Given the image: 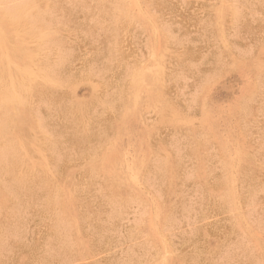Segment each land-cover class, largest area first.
<instances>
[{
	"label": "rangeland",
	"instance_id": "374dc122",
	"mask_svg": "<svg viewBox=\"0 0 264 264\" xmlns=\"http://www.w3.org/2000/svg\"><path fill=\"white\" fill-rule=\"evenodd\" d=\"M39 1L0 0V14H4L3 12L10 13V15L14 14L11 17L4 14L5 17L7 15L6 19L10 18L7 20L13 22V27H9L11 25V23L8 25L9 21L1 20V18H5L4 16L1 15L2 17H0V36L3 35L0 39L2 41L6 38L9 39L5 43L0 40V54L3 56L0 57V61L4 59L3 62H0V69L3 68L0 73V94H3L0 99V108L5 107V109L0 110L1 113L3 111L6 114L5 116V114L0 113L2 115H0V133H2L0 136L4 135L2 138L0 137L3 139V143L0 139V187L2 186L0 188V252L3 255L0 256V264H264V0H80L81 3L79 0ZM44 1L47 3L46 5ZM123 2L129 3L126 4L127 7ZM5 3L9 6H6ZM40 4L44 5L41 6ZM59 4L61 5L59 6ZM127 8L132 14L128 13ZM58 10H60V14L62 13L61 15L58 14ZM17 12L22 16L19 17L20 14L17 15ZM135 16L141 18L135 19ZM13 19L15 23L18 19L20 21L18 20V24H15ZM22 21L23 24H21ZM23 25L24 28H21ZM14 27H16V31ZM21 29L23 32L20 31ZM157 29L158 31L162 30L159 31L161 34ZM14 31L19 36L16 33L12 34ZM28 31H32V34ZM5 32L7 34L10 32V37ZM51 34H56L55 39L52 35L54 40L51 39ZM37 35L41 38L36 37ZM23 36L24 39L26 37V40L30 36V40L35 41L28 40L29 43H27L25 40L24 43ZM165 36L167 37L165 38ZM16 40L22 42L17 43ZM10 45L11 47L12 45L16 46L14 49L12 48L13 51L8 49ZM28 45H31L32 50L37 49L38 51L30 50ZM24 46L29 48L25 49ZM34 47L36 48L34 49ZM17 48L18 50H16ZM159 50L161 54L163 52L164 57L161 56ZM26 58H29L28 61ZM30 60L31 62H29ZM4 61L9 62L6 68ZM22 61L25 63L24 66ZM37 63L38 65H36ZM151 63L154 67L157 66V69ZM50 64L52 65L50 66ZM11 65L17 66V69L15 70ZM26 66L31 67L27 68ZM20 67L24 70L27 69L28 72L23 69L21 71ZM11 69L14 72L12 70V75L9 76ZM142 69L145 70V73ZM153 70H158V72ZM29 71L33 73H29ZM137 71L142 72L141 75ZM152 71L158 73V76L155 73L154 76ZM24 72L26 73L25 76ZM36 72L38 73L35 74ZM3 74L8 78H4ZM40 76L43 80L39 78ZM133 76H136L137 80L139 79L136 86V77ZM144 76H150V78L145 80ZM3 78L6 81H1ZM36 79L40 83H37ZM149 79L154 83H150ZM22 80L23 83H21ZM45 81H47L46 84H44ZM53 84L57 85L54 86ZM14 86L18 88V92ZM41 86L45 88H41ZM47 86L50 88H46ZM56 87L57 89H55ZM65 87L66 89H64ZM126 87H129V90ZM10 88L12 90H9ZM37 89L39 90L37 91ZM139 90H142L140 91L141 94ZM11 91L16 92L17 101L15 98H11ZM67 92L69 93L67 94ZM157 92L162 94L159 95ZM142 93H145L146 97ZM2 99L10 101L11 104L3 102ZM133 100L137 101V104ZM99 101L103 105L99 104ZM165 101L167 103H164ZM12 106L13 108H11ZM148 107L149 109L146 110ZM156 107L165 109L162 110L164 114L160 109L158 111L162 112L161 115L155 113ZM19 109L23 111L21 112L23 116L28 113L26 119L23 120L22 117L23 121L20 124L29 125L28 128L18 125L19 118L16 114H20L18 113L20 112ZM15 110L17 113L14 112ZM200 111L204 112L205 115ZM80 113L83 118L79 115ZM21 114L20 116H22ZM31 114L35 118L30 116ZM123 114L124 116H122ZM10 116H13L14 120L17 119L15 120L17 125ZM27 120L29 121L28 124ZM36 120L38 124L33 122ZM120 121L122 123H119ZM30 125H34V129ZM127 125L128 127H126ZM168 126L169 128H167ZM6 127L8 131L1 130L2 128L6 129ZM35 127L40 128L39 131ZM15 130L20 132L16 131L18 134H14ZM11 131V134H7ZM21 131L23 135L25 133L23 138L22 134L21 137L19 136ZM41 133L45 134L46 137L42 136ZM125 133L127 134L124 135ZM186 135L190 139H187ZM5 137L11 140L8 139V142ZM21 138H25L26 142L30 139L28 142L30 146ZM11 141L12 143H10ZM13 141L17 142L18 145ZM19 142H22L20 146ZM11 150L13 152H10ZM27 150L31 151V155H29L30 151ZM6 151L8 155L10 154L9 156L4 154ZM19 151L22 159L18 155ZM189 151H193V156ZM28 156L33 157L32 160ZM95 156L99 158V161ZM94 158L97 162L93 164ZM170 158L173 161L175 159V161L173 162ZM116 160L118 162H116L117 166L115 167L114 161ZM66 161H70L69 164ZM89 161L92 162L93 167ZM111 161L114 162V165ZM122 161L123 163H121ZM106 163L108 165H105ZM138 163V166L140 163L142 165L138 167ZM19 164H22L21 167ZM40 165L42 167H39ZM10 166L12 167L10 168ZM77 166L82 168L79 167L78 169ZM90 167L91 171L87 170ZM115 168H119L120 170H117L121 172L118 173ZM43 170H46V174ZM106 171L110 173L108 174ZM168 173L171 176H168ZM14 176H17L18 179ZM108 176L109 179L107 180ZM9 177H13V180ZM190 177L193 179L191 180ZM48 180L49 182L52 180V183L50 182V184ZM116 180L118 184H113L117 183ZM17 182L19 183L17 184ZM167 182H170L172 186L167 185ZM50 185L53 186L50 187ZM62 185L67 186L63 188L65 192L62 190ZM222 186L224 187L221 188ZM72 190L73 192H71ZM169 192L174 196L171 197ZM68 193L72 196L70 199ZM119 193L120 195H118ZM231 194L235 195L236 198ZM2 195L5 197L3 198ZM73 197L78 202H75ZM68 201L71 203L68 204ZM63 203L64 208L60 209L57 204ZM1 207L5 208L4 213ZM70 215L72 220L69 219ZM52 222L55 227L49 226L52 225ZM124 228L127 229L124 230ZM54 232L58 234L55 235ZM41 252L45 253L42 254Z\"/></svg>",
	"mask_w": 264,
	"mask_h": 264
},
{
	"label": "bare ground",
	"instance_id": "6f19581e",
	"mask_svg": "<svg viewBox=\"0 0 264 264\" xmlns=\"http://www.w3.org/2000/svg\"><path fill=\"white\" fill-rule=\"evenodd\" d=\"M3 1H4V0H3ZM15 1L17 2V0H15ZM20 1H23V0H20ZM28 1H29V0H28ZM37 1H38V0H37ZM40 1H42V0H40ZM40 1H39V2H40ZM47 1H48V0H47ZM73 1H74V0H73ZM73 1H72V2H73ZM79 1H80V0H79ZM79 1H78V2H79ZM127 1H128V0H127ZM134 1H135V0H134ZM33 2H34V1H33ZM33 2H32V3H33ZM44 2H45V1H44ZM89 2H90V1H89ZM129 2H130V1H129ZM199 2H200V1H199ZM199 2H198V3H199ZM205 2H206V1H205ZM7 3L10 4V2H7ZM18 3H19V2H18ZM23 3H24V2H23ZM80 3H81V1H80ZM80 3H79V5H80ZM123 3H125V5H126V4H129V3H127V2H123ZM200 3H201V2H200ZM0 4H1V2H0ZM5 4H6V3H5ZM9 4H6V6H9ZM11 4H12V2H11ZM25 4H26V3H25ZM28 4H29V3H28ZM38 4H39V3H38ZM46 4H47V3L45 2V5H46ZM63 4H64V3H63ZM76 4H77V3H76ZM131 4H132V3H131ZM131 4H130V5H131ZM133 4H134V3H133ZM13 5H14V2H13ZM40 5H41V4H40ZM43 5H44V4H42L41 6H43ZM60 5H61V4H59V6H60ZM93 5H94V4H93ZM10 6H11V5H10ZM15 6H16V4H15ZM24 6H25V5H23V7H24ZM31 6H32V4H31ZM33 6H34V5H33ZM55 6H56V5H55ZM121 6H122V5H121ZM204 6H205V5H204ZM208 6H209V4H208ZM13 7H14V6H13ZM17 7H18V6H17ZM20 7H21V6H20ZM25 7H26V6H25ZM45 7H46V6H45ZM126 7H127V5H126ZM190 7H191V6H190ZM1 8H2V6H1ZM6 8H7V7H6ZM14 8H15V7H14ZM40 8H41V7H40ZM59 8H60V7H59ZM128 8H129V7H128ZM128 8H127V11L129 10ZM199 8H200V7H199ZM205 8H207V7H205ZM18 9H20V8L18 7ZM18 9H17V10L15 9V10L18 11ZM28 9H29V8H28ZM42 9H43V8H42ZM57 9H58V8H57ZM125 9H126V8H125ZM130 9H131V8H130ZM4 10H5V9H4ZM4 10H3V11H4ZM6 10H7V9H6ZM9 10H10V9H9ZM12 10H13V9H12ZM15 10H14V12H15ZM22 10H23V9H22ZM22 10H21V11H22ZM24 10H25V9H24ZM195 10H196V9H195ZM195 10H194V11H195ZM202 10H203V9H202ZM59 11H60V10H58V12H59ZM111 11H113V10L111 9ZM127 11H126V12H127ZM129 11H130V10H129ZM129 11H128V13L130 14L131 12H129ZM0 12H1V11H0ZM8 12H9V11H8ZM10 12H11V10H10ZM22 12H23V11H22ZM24 12H25V11H24ZM42 12H43V11H42ZM205 12H206V10H205ZM215 12H216V11H215ZM219 12H220V11H219ZM3 13H4V14H8V13H6V12H3ZM12 13H13V12H12ZM17 13H18V12H17ZM17 13H16V14H17ZM70 13H71V12H70ZM91 13H92V12H91ZM192 13H193V12H192ZM196 13H197V12H196ZM221 13H223V12H221ZM4 14H0V17H2V16L5 17ZM19 14H20V13H18L17 15H19ZM25 14H26V13H25ZM27 14H28V13H27ZM34 14H35V13H34ZM34 14H32V15H34ZM58 14H60V12H59ZM61 14H62V13H61ZM61 14H60V15H61ZM97 14H98V13H97ZM106 14H107V12H106ZM115 14H117V13H115ZM118 14H119V13H118ZM125 14H127V13H125ZM131 14H132V13H131ZM136 14H137V13H136ZM206 14H207V13H206ZM218 14H219V13H218ZM1 15H2V16H1ZM8 15H10V13H9ZM12 15H14V14H11L10 17H11ZM28 15H29V14H28ZM28 15H27V16H28ZM81 15H82V14H81ZM81 15H80V16H81ZM195 15H196V14H195ZM195 15H194V17H195ZM197 15H198V14H197ZM200 15H201V14H200ZM220 15H221V14H220ZM220 15H219V16H220ZM20 16H22V15L20 14L19 17H20ZM27 16H26V17H27ZM36 16H38V15H36ZM36 16H34V17H36ZM42 16H44V15H42ZM91 16H92V15H91ZM103 16H104V15H103ZM127 16H128V15H127ZM210 16H211V15H210ZM6 17H7V15H6ZM6 17H5V18H1V20L5 19L6 21H9V22H8V25H9V23H11V20H7V19H10V18H7V19H6ZM8 17H9V16H8ZM24 17H25V16H24ZM28 17H29V16H28ZM82 17H83V16H82ZM98 17H100V16H98ZM133 17H134V15H133ZM135 17H136L135 19H137V18H141V17H137V16H135ZM203 17H204V16H203ZM12 18H13V17H12ZM12 18H11V19H12ZM32 18H33V17H32ZM39 18H41L40 15H39ZM118 18H120V17H118ZM19 19H20V18H19ZM19 19H18V20H19ZM36 19H38V17H36ZM81 19H83V18H81ZM87 19H88V18H87ZM96 19H97V18H96ZM212 19H213V18H212ZM18 20H16V21H17V22H16L17 24H18ZM42 20H43V19H42ZM45 20H46V19H45ZM115 20H116V18H115ZM138 20H139V19H138ZM210 20H211V19H210ZM210 20H209V21H210ZM3 21H4V20H3ZM13 21H14V23H15V20H14V19H13ZM19 21H20V20H19ZM29 21H31V20H29ZM33 21H34V20H33ZM223 21H224V20H223ZM4 22H5V21H4ZM82 22H83V21H82ZM1 23H2V21H1ZM12 23H13V22H12ZM12 23H11V25H9V27L12 26ZM16 23H15V24H16ZM88 23H90V22H88ZM2 24H3V23H2ZM6 24H7V23H6ZM6 24H5V25H6ZM21 24H23V21L21 22ZM86 24H87V23H86ZM8 25H7V27H8ZM13 25H14V24H13ZM19 25H20V22H19ZM25 25H26V24H25ZM27 26H28V24H27ZM215 26H216V25H215ZM3 27L5 28L4 25H3ZM12 27H13V26H12ZM12 27H11V28H12ZM16 27H17V26H16ZM16 27H14L15 31H16ZM63 27H64V26H63ZM145 27H146V26H145ZM21 28H24V25H23V27L21 26ZM26 28H27V27H26ZM30 28H31V27H30ZM30 28H28V29H30ZM143 28H144V27H143ZM149 28H150V27H149ZM155 28H156V27H155ZM195 28H196V27H195ZM220 28H221V26H220ZM220 28H219V29H220ZM2 29H3V28H2ZM19 29H20V28H19ZM33 29H34V28H33ZM33 29H31V30H33ZM55 29H56V28H55ZM145 29H146V28H145ZM8 30H9V29H8ZM12 30H13V29H12ZM12 30H11V31H12ZM149 30H150V29H149ZM152 30H153V29H152ZM160 30H161V29H160ZM160 30H159V31H160ZM6 31H7V29H6ZM15 31H14L12 34H15V33H16ZM20 31L23 32L22 29H21ZM20 31H19V32H20ZM24 31L27 32V30H25V29H24ZM33 31H35V30H33ZM36 31H37V30H36ZM57 31H58V30H57ZM157 31H158V29H157ZM159 31H158V32H159ZM161 31H162V30H161ZM218 31H219V30H218ZM221 31H222V30H221ZM7 32H8V31H7ZM7 32H5L6 35H9V37H10V32H9V34H7ZM17 32H18V31H17ZM28 32H30V31H28ZM38 32H39V31H38ZM61 32H62V31H61ZM98 32H99V31H98ZM145 32H148V31H145ZM150 32H151V30H150ZM153 32H154V31H153ZM0 33H1V31H0ZM30 33L32 34V31H31ZM34 33H35V32H34ZM36 33H37V32H36ZM53 33H54V32H53ZM81 33H82V32H81ZM121 33H123V32L121 31ZM159 33H160V32H159ZM159 33H158V34H159ZM3 34H4V33H3ZM16 34H17V33H16ZM21 34H22V33H21ZM61 34H62V33H61ZM160 34H161V33H160ZM165 34H166V33H165ZM165 34H164V35H165ZM6 35H5V36H6ZM17 35H18V34H17ZM23 35H25V33H23ZM29 35H30V34H29ZM38 35H39V34H38ZM38 35H37L36 37L41 38V37H39ZM52 35H53V34L50 35V36L52 37V38H51V37H50V38L53 39V36H54V39H55V35H56V34H54L53 36H52ZM121 35H122V34H121ZM147 35H149V34H147ZM5 36H4V37H5ZM11 36H15V35H11ZM18 36H19V35H18ZM18 36H16V37H18ZM20 36H21V35H20ZM162 36H163V35H162ZM0 37H3V35H1ZM6 37H7V36H6ZM31 37H32V36H31ZM33 37H35L34 34H33ZM79 37H80V36H79ZM82 37H83V36H82ZM121 37H122V36H121ZM123 37H124V35H123ZM127 37H128V36H127ZM148 37H149V36H148ZM166 37H167V36H165V38H166ZM11 38H12V37H11ZM94 38H95V37H94ZM96 38H97V37H96ZM7 39H8V38H6L5 40L3 39L4 41H2V39H0V40H1V42H4V43H5V41H6ZM22 39H24V36H23ZM22 39H21V40H22ZM35 39H36V38H35ZM54 39H53V40H54ZM130 39H131V38H130ZM130 39H129V41H130ZM152 39H153V38H152ZM8 40H9V39H8ZM25 40H26V37H25V39L23 40V42H24ZM28 40L31 41V40H33V39L30 40V36H29V39H27L26 42H27ZM36 40H38V39H36ZM46 40H47V39H46ZM167 40H169V39H167ZM16 41H17V40H16ZM16 41H14V42H16ZM19 41H20V40H19ZM19 41H17V43H18ZM34 41H35V40H33V42H34ZM40 41H41V39H40ZM44 41H45V39H44ZM151 41H153V40H151ZM165 41H166V40H165ZM165 41H163V43H165ZM1 42H0V43H1ZM6 42H7V41H6ZM20 42H22V41H20ZM42 42H43V41H42ZM58 42H60V41H58ZM117 42H118V41H117ZM24 43H25V42H24ZM27 43H29V42H27ZM35 43H36V42H35ZM37 43H38V42H37ZM43 43L45 44V42H43ZM43 43H41V44H43ZM118 43H119V42H118ZM7 44H9V43H7ZM13 44H14V43H13ZM15 44H16V43H15ZM31 44H32V43H31ZM126 44H127V43H126ZM126 44H125V45H126ZM169 44H170V43H169ZM17 45H18V44H17ZM21 45H23V44L21 43ZM21 45H19V46H21ZM25 45H26V44H25ZM32 45H33V44H32ZM35 45H36V44H35ZM128 45H129V44H128ZM163 45H164V44H163ZM163 45H162V46H163ZM3 46H4V44H3ZM26 46H27V45H26ZM28 46L30 47L31 45H28ZM36 46H37V45H36ZM81 46H82V45H81ZM162 46H161V47H162ZM167 46H168V45H167ZM7 47H8V46H7ZM14 47H16V46H15V45H14V46L12 45V47H11V45H10V48H11V49H10L9 47H8V49L13 51ZM17 47H18V46H17ZM21 47H22V46H21ZM29 47H26V48H29ZM43 47H44V45H43ZM52 47H53V46H52ZM60 47H61V46H60ZM117 47H119V46H117ZM126 47H127V46H126ZM163 47H164V46H163ZM12 48H13V49H12ZM24 48H25V46H24ZM26 48H25V49H26ZM32 48H33V47H32ZM35 48H36V47H34V49H35ZM56 48H57V47H56ZM6 49H7V48H6ZM29 49L32 50L31 47H30ZM40 49H41V47H40ZM45 49H46V48H45ZM95 49H96V48H95ZM95 49H94V50H95ZM132 49H133V48H132ZM164 49H166V48H164ZM2 50H3V49H2ZM16 50H18V48H17ZM56 50H57V49H56ZM62 50H63V49H62ZM62 50H61V51H62ZM160 50H161V49H160ZM160 50H159V52H160ZM166 50H167V49H166ZM166 50H165V51H166ZM0 51H1V50H0ZM23 51H24V50H23ZM32 51L36 52V51H38V50L36 49V50H32ZM118 51H119V50H118ZM163 51H164V50H163ZM5 52H6V51H5ZM10 52H11V51H10ZM15 52H16V51H15ZM18 52H19V51H18ZM24 52H26V51H24ZM168 52H169V51H168ZM171 52H172V51H171ZM1 53H3V52H1ZM6 53H8V52H6ZM38 53H39V52H38ZM53 53H54V52H53ZM123 53H124V52H123ZM125 53H126V52H125ZM169 53H170V52H169ZM174 53H175V51H174ZM3 54H4V53H3ZM22 54H23V53H22ZM22 54H21V55H22ZM43 54H44V52H43ZM43 54H42V55H43ZM49 54H50V53H49ZM56 54H57V52H56ZM75 54H76V53H75ZM138 54H139V53H138ZM138 54H137V55H138ZM160 54H161V52H160ZM25 55H26V53H25ZM25 55H23V56H25ZM27 55H28V53H27ZM29 55H30V52H29ZM31 55H32V54H31ZM33 55H34V54H33ZM38 55H39V54H38ZM52 55H53V54H52ZM91 55H92V54H91ZM168 55H170V54H168ZM173 55H175V54H173ZM9 56H10V55H9ZM36 56H37V55H36ZM120 56H121V55H120ZM134 56H135V55H134ZM161 56H163V52H162ZM0 57L2 58L3 56L0 54ZM10 57H11V56H10ZM12 57H13V56H12ZM43 57H44V56H43ZM47 57H48V56H47ZM58 57H61V56H58ZM158 57H159V56H158ZM163 57H164V56H163ZM15 58H16V57H15ZM22 58H23V57H22ZM29 58H30V57H29ZM29 58H28V59H29ZM34 58H35V57H34ZM34 58H33V59H34ZM63 58H64V57H63ZM156 58H157V57H156ZM165 58H166V55H165ZM176 58H177V57H176ZM5 59H6V58H5ZM7 59H8V58H7ZM7 59H6V60H7ZM11 59H13V58H11ZM28 59L26 58L27 61H28ZM38 59H39V56H38ZM137 59H138V58H137ZM168 59H169V58H168ZM168 59H167V60H168ZM1 60H2V59H1ZM3 60H4V59H3ZM3 60L0 61V62H3ZM9 60H10V59H9ZM21 60L24 61V59H21ZM26 60H25V61H26ZM40 60H41V59H40ZM10 61H11V60H10ZM13 61L15 62V60H13ZM18 61H19V60H18ZM23 61H22V62H23ZM25 61H24V62H25ZM44 61H45V60H44ZM4 62H6V61H4ZM20 62H21V61H20ZM24 62H23V66H24V64H25ZM29 62H31V60H30ZM29 62H26V63L29 64ZM33 62H35V60H33ZM38 62H39V61H38ZM51 62H52V61H51ZM157 62H158V61H157ZM169 62H170V61H169ZM7 63H9V62L7 61V62L5 63V64H6V65L4 66L5 68L8 67V66H7ZM41 63H42V62H41ZM119 63H120V62H119ZM124 63H126V62L124 61ZM155 63H156V62H155ZM166 63H167V62H166ZM21 64H22V63H21ZM30 64H31V63H30ZM54 64H55V63H54ZM54 64H53V65H54ZM78 64H79V63H78ZM160 64H161V63H160ZM17 65H18V62H17ZM36 65H38V63H37ZM42 65H43V64H42ZM51 65H52V64H50V66H51ZM80 65H81V64H80ZM95 65H96V64H95ZM138 65H140V64H138ZM138 65H137V66H138ZM151 65H152V63H151ZM157 65H159V64H157ZM167 65H168V64H167ZM11 66H12V65H11ZM11 66H10V68H11ZM19 66H20V64H19ZM32 66H33V65H32ZM43 66H44V65H43ZM78 66H79V65H78ZM109 66H110V65H109ZM133 66H134V65H133ZM140 66H141V65H140ZM152 66H153V65H152ZM152 66H151V67H152ZM159 66H160V65H159ZM163 66H164V65H163ZM163 66H162V67H163ZM0 67H1V66H0ZM12 67H13V66H12ZM16 67H17V66H16ZM16 67L14 66L13 68L16 70V69H17ZM26 67H27V66H26ZM29 67H31V66H29ZM29 67H27V68H29ZM126 67H127V66H126ZM153 67H154V66H153ZM156 67H157V66H156ZM156 67H154V68H156ZM160 67H161V66H160ZM160 67H159V68H160ZM18 68H19V67H18ZM20 68H21V67H20ZM37 68H38V67H37ZM40 68H42V67H40ZM52 68H53V67H52ZM95 68H96V67H95ZM112 68H113V67H112ZM132 68H133V67H132ZM141 68H142V66H141ZM159 68H158V69H159ZM167 68H168V67H167ZM1 69H3V68H1ZM1 69H0V73L2 72ZM8 69H9V68H8ZM22 69H23V68H21L20 70L23 71L24 69H23V70H22ZM44 69H45V68H44ZM53 69H54V68H53ZM136 69H137V68H136ZM148 69H149V68H148ZM156 69H157V68H156ZM160 69H161V68H160ZM163 69H164V68H163ZM4 70H5V69H4ZM9 70H10V69H9ZM12 70H13V69H11V71H10V73H9V76H10ZM29 70H30V69H29ZM56 70H57V69H56ZM117 70H118V69H117ZM140 70H141V69H140ZM142 70H143L144 73H145V70H144V69H142ZM166 70H168V69H166ZM6 71H7V73H8V70H7V69H6ZM24 71H27V72H28L27 69L24 70ZM32 71H34V69H32ZM35 71H36V69H35ZM46 71H47V70H46ZM46 71H45V72H46ZM76 71H77V70H76ZM97 71H98V70H97ZM119 71H120V70H119ZM124 71H125V70H124ZM153 71H157V72H158V70H153ZM153 71H152V74H153L154 76H155V74H156V76H158V73H155V72H154V73H155V74H154ZM161 71H162V70H161ZM170 71H171V70H170ZM13 72H14V70H13ZM30 72H31V71H29V73H30ZM45 72H44V73H45ZM57 72H58V71H57ZM69 72H70V71H69ZM133 72H134V71H133ZM137 72H138V71H137ZM7 73H6V74H7ZM17 73L19 74V71H18V70H17ZM20 73L22 74L23 72H20ZM31 73H33V72H31ZM37 73H38V72H36L35 74H37ZM39 73H40V72H39ZM135 73H136V72H135ZM138 73H140V72H138ZM141 73H142V72H141ZM141 73H140V75H141ZM163 73H164V71H163ZM165 73H166V72H165ZM4 74H5V72H4ZM4 74H3V75H4ZM15 74H16V71H15ZM25 74H26V73L24 72V76H25ZM40 74H41V73H40ZM56 74H58V73H56ZM83 74H84V73H83ZM88 74H89V73H88ZM146 74H147V71H146ZM146 74H143V75H146ZM148 74H149V73H148ZM150 74H151V73H150ZM0 75H1V74H0ZM7 75H8V74H7ZM11 75H12V74H11ZM19 75H20V74H19ZM28 75H29V74H28ZM32 75H34V74H32ZM44 75H46V74H44ZM50 75H51V73H50ZM80 75H81V74H80ZM130 75L132 76L133 73L130 74ZM130 75H129V76H130ZM138 75H139V74H138ZM4 76H5V75H4ZM20 76H21V78H22V75H20ZM30 76H31V75H30ZM30 76H29V77H30ZM38 76H39V74H38ZM122 76H123V75H122ZM151 76H152V75H151ZM159 76H160V75H159ZM161 76H162V74H161ZM163 76H166V75H163ZM1 77H2V76H1ZM31 77H33V76H31ZM120 77H121V76H120ZM133 77H134V76H133ZM135 77H136V76H135ZM135 77H134V78H135ZM144 77H145V76H144ZM148 77L150 78V76H148ZM148 77H145V78H146L145 80H147ZM4 78H6V76H5ZM4 78H3L1 81L5 80ZM7 78H8V77H7ZM7 78H6V79H7ZM13 78H14V77H13ZM15 78H16V77H15ZM24 78H25V77H24ZM24 78H23V79H24ZM35 78H37V77H35ZM39 78L43 80V78H41V76H40ZM61 78H62V77H61ZM65 78H66V77H65ZM72 78H73V77H72ZM79 78H80V77H79ZM117 78H118V77H117ZM154 78H155V77H154ZM25 79H26V78H25ZM30 79H32V78H30ZM45 79H46V78H45ZM50 79H51V78H50ZM55 79H56V78H55ZM58 79H59V78H58ZM66 79H67V78H66ZM127 79H128V78H127ZM135 79H136V81H135V86H136V82H137L139 79L137 80V77H136ZM143 79H144V78H143ZM155 79H156V78H155ZM162 79H163V78H162ZM10 80H11V79H10ZM12 80H13V79H12ZM16 80H17V78H16ZM16 80H15V81H16ZM27 80H28V79H27ZM32 80H33V79H32ZM32 80H31V81H32ZM37 80H38V79H36V81H37ZM42 80H41V81H42ZM56 80H57V79H56ZM62 80H63V79H62ZM64 80H65V79H64ZM80 80H83V79H80ZM84 80H85V79H84ZM90 80H91V79H90ZM149 80H150V79H149ZM151 80H152V78H151ZM151 80H150V81H151ZM153 80H154V79H153ZM156 80H157V79H156ZM156 80H155V81H156ZM5 81H6V80H5ZM5 81H4V82H5ZM18 81H19V79H18ZM28 81H29V80H28ZM34 81H35V80H34ZM47 81H48V80H47ZM47 81H45L44 84H46ZM49 81H50V80H49ZM65 81H66V80H65ZM65 81H64V82H65ZM77 81H78V80H77ZM129 81H130V80H129ZM150 81H149V82H150ZM160 81H161V80H160ZM25 82H26V81H25ZM29 82H30V81H29ZM32 82H33V81H32ZM32 82H31V83H32ZM38 82H39V81H37V83H38ZM42 82H43V81H42ZM73 82H74V79H73ZM106 82H107V81H106ZM115 82H116V81H115ZM119 82H120V81H119ZM140 82H141V80H140ZM157 82H158V81H157ZM2 83H3V82H2ZM18 83H19V82H18ZM21 83H23V80H22ZM26 83H28V82H26ZM35 83H36V82H35ZM39 83H40V82H39ZM50 83H51V82H50ZM70 83H71V82H70ZM116 83H117V82H116ZM133 83H134V82H133ZM138 83H139V81H138ZM141 83H142V82H141ZM141 83H140V84H141ZM147 83H148V82H147ZM150 83H154V81H151ZM10 84H11V83H10ZM13 84L16 85L15 83H13ZM13 84H12V85H13ZM24 84H25V83H24ZM32 84H33V83H32ZM41 84H42V83H41ZM51 84H52V83H51ZM67 84H68V83H67ZM95 84H96V82H95ZM119 84H120V83H119ZM124 84H127V83H124ZM131 84H132V83H131ZM144 84H145V82H144ZM159 84H160V83H159ZM161 84H162V83H161ZM164 84H165V83H164ZM0 85H1V84H0ZM2 85H3V84H2ZM12 85H11V86H12ZM25 85H26V84H25ZM53 85L56 86L57 84H56V85L53 84ZM141 85H142V84H141ZM157 85H158V84H157ZM3 86H4V85H3ZM11 86H10V87H11ZM17 86H18V84H17ZM22 86H23V85H22ZM45 86H46V85H45ZM120 86H121V85H120ZM143 86H144V85H143ZM149 86H150V85H149ZM153 86H154V85H153ZM8 87H9V86H8ZM14 87H15V86H14ZM19 87H20V85H19ZM29 87H30V86H29ZM32 87H33V85H32ZM48 87H49V86H47L46 88H48ZM51 87L53 88V86H51ZM63 87H64V86H63ZM69 87H71V86H69ZM95 87H96V85H95ZM113 87H114V86H113ZM116 87H118V86H116ZM124 87H125V85H124ZM141 87H142V86H141ZM141 87H140V88H141ZM150 87H151V86H150ZM154 87H155V86H154ZM159 87H160V86H159ZM161 87H163V86L161 85ZM6 88H7V87H6ZM6 88H5V89H6ZM15 88H17V87H15ZM15 88H14V90H15ZM21 88H22V87H21ZM21 88H19V89H21ZM26 88H27V87H26ZM39 88H40V87H39ZM41 88H45V87H44V86H43V87L41 86ZM49 88H50V87H49ZM107 88H108V87H107ZM126 88L128 89L129 87H126ZM137 88H138V87H137ZM140 88H139V89H140ZM147 88H148V87H147ZM7 89H8V88H7ZM22 89H23V88H22ZM34 89H36V88L34 87ZM55 89H57V87H56ZM55 89H54V90H55ZM60 89H61V88H60ZM60 89H58V90H60ZM64 89H66V87H65ZM64 89H62V90H64ZM69 89H70V88H69ZM103 89H104V88H103ZM113 89H115V88H113ZM120 89H121V88H120ZM120 89H119V90H120ZM132 89H135V87H134V88L132 87ZM143 89H144V88H143ZM151 89H152V88H151ZM162 89H164V88H162ZM9 90H12V89L10 88ZM9 90H8V91H9ZM38 90H39V89H37V91H38ZM40 90H41V89H40ZM44 90H45V89H44ZM94 90H98V89H94ZM128 90H129V89H128ZM130 90H131V89H130ZM146 90H147V89H145V91H146ZM155 90H157V89H155ZM3 91H4V93H6L5 90H3ZM22 91H24V90H22ZM35 91H36V90H35ZM140 91H142V90H139V92H140ZM143 91H144V90H143ZM166 91H168V90H166ZM0 92H1V90H0ZM9 92H10V91H9ZM11 92H12V97H11V98H15L16 101H17V94H16V92H13V91H11ZM17 92H18V88H17ZM19 92H21V90H19ZM63 92H64V91H63ZM113 92H114V91H113ZM146 92H147V91H146ZM146 92H145V93H146ZM161 92H162V91H161ZM161 92H159V93L157 92V93L160 95ZM22 93H23V92H22ZM24 93H25V91H24ZM24 93H23V94H24ZM49 93H50V92H49ZM54 93H55V92H54ZM61 93H62V92H61ZM65 93H66V91H65ZM68 93H69V92H67V94H68ZM132 93H133V92H132ZM145 93H144V94H145ZM157 93H156V94H157ZM162 93H163V92H162ZM162 93H161V94H162ZM6 94H7V93H6ZM19 94H20V93H19ZM23 94H21V95H23ZM27 94H28V93H27ZM106 94H107V93H106ZM110 94H111V93H110ZM117 94H118V93H117ZM124 94H125V93H124ZM140 94H141V92H140ZM142 94H143V93H142ZM144 94H143V95H144ZM156 94H155V95H156ZM29 95H30V93H29ZM62 95H63V94H62ZM133 95H134V94H133ZM137 95H138V94H137ZM168 95H169V92H168ZM7 96H8V95H7ZM7 96H4V97H7ZM9 96H11V95H9ZM33 96H35V95L33 94ZM109 96H110V95H109ZM117 96H118V95H117ZM144 96H145V95H144ZM156 96H157V95H156ZM156 96H155V97H156ZM1 97H3V94H0V99H1ZM27 97L29 98L30 96H27ZM37 97H38V95H37ZM64 97H65V96H64ZM97 97H98V96H97ZM99 97H100V96H99ZM99 97H98V98H99ZM111 97H112V96H111ZM126 97H127V96H126ZM136 97H137V96H136ZM145 97H146V96H145ZM158 97H159V96H158ZM31 98H32V97H31ZM41 98H42V97H41ZM50 98H51V96H50ZM65 98H66V97H65ZM71 98H72V97H71ZM94 98H95V97H94ZM98 98H96V99L98 100ZM109 98H110V97H109ZM114 98H115V96H114ZM133 98H134V97H133ZM162 98H163V97H162ZM166 98H167V97H166ZM201 98H203V97L201 96ZM8 99H9V98H8ZM8 99H6V100H8ZM32 99H33V98H32ZM48 99H49V98H48ZM69 99H70V98H69ZM73 99H74V98H73ZM73 99H72V100H73ZM112 99H113V98H112ZM117 99H118V97H117ZM136 99H137V98H136ZM140 99H141V98H140ZM145 99H146V98H145ZM147 99H148V98H147ZM156 99H157V98H156ZM198 99H199V98H198ZM10 100H11V99H10ZM18 100H19V99H18ZM28 100H29V99H28ZM59 100H60V99H59ZM114 100H115V99H114ZM122 100H123V99H122ZM124 100H125V98H124ZM142 100H144V99L142 98ZM154 100H155V98H154ZM165 100L167 101V99H165ZM200 100H201V99H200ZM200 100H199V103H200ZM203 100H204V99H203ZM203 100H202V101H203ZM2 101L11 104L10 101H4L3 99H2ZM22 101H23V100H22ZM35 101H36V100H35ZM73 101H74V100H73ZM73 101H72V102H73ZM91 101H92V100H91ZM94 101H95V100H94ZM112 101H113V100H112ZM112 101H111V102H112ZM133 101H134V100H133ZM156 101H157V100H156ZM166 101H165L164 103H167ZM168 101H169V100H168ZM3 102H2V103H3ZM13 102H14V101H13ZM19 102H20V100H19ZM47 102H48V101H47ZM75 102H76V101H75ZM89 102H90V101H89ZM89 102L87 103V105L89 104ZM99 102H100V101H99ZM119 102H120V101H119ZM125 102H126V101H125ZM128 102H130V101H128ZM134 102H135V101H134ZM136 102H137V101H136ZM136 102H135V103H136ZM138 102H139V101H138ZM152 102H153V100H152ZM162 102H163V101H162ZM197 102H198V101H197ZM0 103H1V102H0ZM55 103H56V102H55ZM79 103H80V102H79ZM79 103H78V105H79ZM91 103H93V102H91ZM95 103H96V102H95ZM114 103H115V102H114ZM146 103H147V102L145 101V104H146ZM154 103H155V102H154ZM156 103H157V102H156ZM159 103H160V102H159ZM4 104H5V103H4ZM4 104H3V106H4ZM23 104H24V103H23ZM23 104H22V105H23ZM36 104H37V103H36ZM53 104H54V103H53ZM99 104H102V102H100ZM111 104H112V103H111ZM133 104H134V103H133ZM136 104H137V103H136ZM140 104H141V103H140ZM169 104H170V102H169ZM175 104H176V103H175ZM197 104H198V103H197ZM200 104H201V103H200ZM7 105H8V104H7ZM13 105H14V103H13ZM25 105H27V104H25ZM85 105H86V104H85ZM91 105H92V104H91ZM102 105H103V104H102ZM108 105H109V104H108ZM119 105H121V104H119ZM126 105H127V104H126ZM128 105H129V104H128ZM164 105H165V104H164ZM164 105H163V106H164ZM166 105H168V104H166ZM27 106H28V105H27ZM43 106H44V105H43ZM70 106L72 107V105H70ZM74 106H76V105H74ZM114 106H115V105H114ZM121 106H122V105H121ZM123 106H125V105H123ZM135 106H136V105H135ZM160 106H161V105H160ZM176 106H177V105H176ZM197 106H198V105H197ZM199 106H201V105H199ZM1 107H2V105H1ZM6 107H7V106H6ZM9 107H10V106H9ZM23 107H24V106H23ZM23 107H22V108H23ZM125 107H126V106H125ZM149 107H150V106H149ZM149 107H148L146 110H148ZM153 107H154V106H153ZM157 107H158V106H157ZM157 107H156V108H157ZM174 107H175V106H174ZM201 107H202V106H201ZM2 108H3V107H2ZM2 108H0V109H2ZM11 108H13V106H12ZM20 108H21V107H20ZM74 108H75V107H74ZM77 108L79 109V107H77ZM116 108H117V107H116ZM118 108H120V107H118ZM123 108H124V107H123ZM142 108H143V107H142ZM156 108H155V109H156ZM160 108H161V107H160ZM160 108H159V109H160ZM163 108H164V107H163ZM3 109H5V107H4ZM36 109H37V107H36ZM106 109H107V108H106ZM124 109H125V108H124ZM134 109H135V108H134ZM159 109L157 108V111H158ZM19 110H20V109H19ZM29 110H30V109H29ZM82 110H83V109H82ZM84 110H85V109H84ZM122 110H123V109H122ZM143 110H145V109H143ZM160 110L162 111L163 109H160ZM164 110H165V109H164ZM164 110H163V111H164ZM167 110H168V109H167ZM201 110H202V109H201ZM17 111H18V110H17ZM107 111H108V110H107ZM126 111H127V110H126ZM153 111H154V109H153ZM157 111H155V113H158V114H159L160 111H158V112H157ZM163 111H162V112H163ZM5 112H6V111H5ZM14 112L17 113L16 110H15ZM14 112H13V113H14ZM21 112H23V111L20 110V112H18V113L21 114ZM72 112H73V111H72ZM108 112H109V111H108ZM108 112H107V113H108ZM162 112H161V113H162ZM168 112H169V111H167V113H168ZM200 112H201V111H200ZM0 113H1V110H0ZM2 113H3V111H2ZM2 113H1V114H2ZM6 113H7V112H6ZM10 113H11V112H10ZM13 113H12V114H13ZM24 113H25V112H24ZM31 113H32V112H31ZM76 113H77V112H76ZM78 113H79V112H78ZM78 113H77V114H78ZM81 113H82V112H81ZM81 113H80L79 115L83 118V116L81 115ZM90 113H91V112H90ZM123 113H124V111H123ZM148 113H149V112H148ZM155 113H154V115H156ZM161 113H160V115H161ZM201 113L204 114V112H201ZM201 113H200V114H201ZM1 114H0V115H1ZM4 114H5V113H3L2 115H4ZM7 114H8V113H7ZM20 114H19V115L16 114V115H17V118H19L18 121H17V122H18V125L21 124V122L24 120V118H25V119L27 118V114H28V113H26V115H24L25 117H24L22 114H21L22 116H20ZM103 114H104V113H103ZM135 114H136V113H135ZM140 114H141V113H140ZM149 114H150V113H149ZM163 114H164V112H163ZM163 114H162V115H163ZM168 114H169V113H168ZM2 115H1V116H2ZM59 115H60V114H59ZM84 115H85V114H84ZM125 115H126V113H125ZM141 115L143 116V114H141ZM160 115H159V116H160ZM165 115L168 116L167 114H165ZM201 115H202V114H201ZM201 115H200V116H201ZM204 115H205V114H204ZM5 116H6V114H5ZM5 116L3 117L4 119H5ZM13 116H14V115H13ZM13 116H12V117L10 116V117L13 119ZM18 116H20L21 118L18 117ZM28 116H29V115H28ZM30 116L34 117L33 114H31ZM30 116H29V117H30ZM122 116H124V114H123ZM129 116H131L130 113H129ZM133 116H134V115H133ZM142 116H140V117H142ZM148 116H149V115H148ZM157 116H158V115H157ZM7 117H8V116H7ZM7 117H6V118H7ZM15 117H16V116H15ZM22 117H23V120H22ZM85 117H86V116H85ZM98 117H99V116H98ZM111 117H112V116H111ZM160 117H162V116H160ZM160 117H159V118H160ZM163 117H165V116L163 115ZM163 117H162V119H163ZM168 117H169V116H168ZM201 117H202V116H201ZM203 117H204V116H203ZM8 118H9V117H8ZM30 118H31V117H30ZM34 118H35V117H34ZM107 118H108V116H107ZM112 118H113V117H112ZM127 118H128V117H127ZM127 118H125V119H127ZM156 118H158V117H156ZM196 118H197V117H196ZM31 119L34 120L33 118H31ZM56 119H57V118H56ZM134 119H135V118H134ZM139 119H141V118H139ZM143 119H144V118H143ZM160 119H161V118H160ZM169 119H170V118H169ZM197 119H198V118H197ZM203 119H205V118H203ZM2 120H3V119H2ZM15 120H17V119H15ZM15 120L13 119V121H15ZM29 120H30V119H29ZM107 120H108V119H107ZM144 120H145V119H144ZM193 120H194V119H193ZM112 121H113V120H112ZM124 121H126V120H124ZM137 121H138V120H137ZM137 121H136V122H137ZM142 121H143V120H142ZM152 121H153V120H152ZM156 121H157V120H156ZM166 121H167V120H166ZM203 121H204V120H203ZM6 122H9V121L6 120ZM10 122H11V121H10ZM26 122H27V124H28L29 121L27 120ZM33 122H36V123H37V120H36V121H33ZM116 122H117V121H116ZM116 122H115V123H116ZM146 122H147V120H146ZM157 122H161V121L158 120ZM24 123H25V122H24ZM30 123H31V122H30ZM119 123H122V122L120 121ZM132 123H133V122H132ZM141 123H142V122H141ZM143 123H144V122H143ZM151 123H152V122H151ZM164 123H165V122H164ZM15 124L17 125L16 121H15ZM37 124H38V123H37ZM135 124H136V123H135ZM157 124H158V123H157ZM161 124L163 125V123H161ZM167 124H168V123H167ZM13 125H14V124H13ZM159 125H160V123H159ZM11 126H12V125H11ZM21 126L25 127V126H27V125H25V126H24V125H20V127H21ZM28 126H29V125H28ZM28 126H27L26 128H28ZM36 126H37V125H36ZM115 126H116V124H115ZM117 126H119V125H117ZM123 126H124V125H123ZM166 126H167V125H166ZM197 126H198V125H197ZM4 127H5V126H4ZM8 127H9V125H8ZM30 127H33V129H34V125H33V126L30 125ZM101 127H102V126H101ZM126 127H128V125H127ZM195 127H196V126H195ZM195 127H194V128H195ZM199 127H200V126H199ZM10 128H11V127H10ZM10 128H9V129H10ZM12 128H13V127H12ZM12 128H11V129H12ZM26 128H25V129H26ZM35 128H37L38 131H39V129H40V128L38 129V127H35ZM163 128H164V126H163ZM167 128H169V126H168ZM194 128H193V130H194ZM6 129H7V130H6ZM6 129H3V128H2L1 130H5V132H6V131H8V128L6 127ZM16 129H19V128H16ZM21 129H22V128H21ZM23 129H24V128H23ZM25 129H24V130H25ZM195 129H196V128H195ZM200 129H201V128H200ZM13 130H14V129H13ZM35 130H36V129H35ZM41 130H43V129H41ZM138 130H139V129H138ZM164 130H165V129H164ZM164 130H163V131H164ZM169 130H170V129H169ZM16 131L18 132V130H15L14 134L17 133ZM28 131L30 132L29 129H28ZM28 131H27V132H28ZM127 131H129V130H127ZM127 131H126V132H127ZM131 131H132V129H131ZM136 131H137V130H136ZM170 131H171V130H170ZM201 131L203 132V130H201ZM204 131H206V130H204ZM19 132H20V131H19ZM19 132H18V133H19ZM24 132H25V131H24ZM138 132H139V131H138ZM11 133H12V131H11L10 133L7 132V134H11ZM18 133H17V134H18ZM43 133H44V132H43ZM43 133H41L42 136L45 135V134H43ZM73 133H75V132H73ZM0 134H2V133H0ZM21 134H22V131H21V133L19 134V136H20ZM28 134H29V133H28ZM38 134H39V133H38ZM82 134H84V133H82ZM94 134H95V133H94ZM126 134H127V133H125L124 135H126ZM128 134H129V133H128ZM132 134H133V133H132ZM137 134H138V133H137ZM195 134H197V133H195ZM199 134H200V133H199ZM205 134H206V133H205ZM22 135H23V134H22ZM22 135H21V136H22ZM24 135H25V133H24ZM24 135L22 136V138L24 137ZM33 135H34V134H33ZM166 135H167V134H166ZM168 135H169V134H168ZM184 135H185V134H184ZM206 135H207V134H206ZM3 136H4V135H2V137H3ZM5 136H6V135H5ZM9 136H10V138H11V135H9ZM12 136H13V138H14V135H13V134H12ZM21 136H20V137H21ZM48 136H49V135H48ZM137 136H138V135H137ZM164 136H165V135H164ZM186 136H187V135H186ZM0 137H1V136H0ZM2 137H1V138H2ZM16 137H18V136L16 135ZM20 137H18V138H20ZM44 137H46V136H44ZM128 137H129V136H128ZM128 137H127V139H128ZM167 137H168V136H167ZM187 137H188V136H187ZM1 138H0V139H1ZM5 138H6L7 141L9 142L8 139H10V138H8V137H5ZM13 138H11V139H13ZM22 138H21V139H22ZM28 138H29V137H28ZM30 138H32V137H30ZM34 138H35V137H34ZM74 138H75V137H74ZM129 138H130V137H129ZM11 139H10V140H11ZM14 139H15V138H14ZM48 139H49V138H48ZM50 139H51V138H50ZM119 139H120V138H119ZM119 139H118V140H119ZM187 139H190V138L188 137ZM2 140H3V139H1V142H2ZM22 140H25V138L22 139ZM27 140H28V139H27ZM32 140H34V139H32ZM32 140H31V141H32ZM42 140H44V139H42ZM56 140H57V139H56ZM73 140H74V139H73ZM113 140H114V139H113ZM128 140H129V139H128ZM141 140H142V139H141ZM191 140H192V139H191ZM193 140H194V139H193ZM216 140H217V138H216ZM4 141H5V140H4ZM7 141H5V142H7ZM15 141H17V140L15 139ZM19 141H20V140H19ZM34 141H35V140H34ZM125 141H126V140H125ZM162 141H163V140H162ZM211 141H212V140H211ZM213 141H214V140H213ZM213 141H212V142H213ZM5 142H4V144H5ZM8 142H7V143H8ZM13 142H14V141H13ZM28 142H30V139H29ZM28 142H26V140H25V143H26V144H27ZM39 142H40V141H39ZM117 142H118V141H117ZM138 142H139V141H138ZM2 143H3V142H2ZM10 143H12V141H11ZM14 143H16V145H18L17 142H14ZM14 143H13V147L15 148L16 146H14ZM20 143H22V142H19V146L21 145ZM25 143H23V144H25ZM44 143H45V141H44ZM50 143H51V142H50ZM52 143H53V142H52ZM52 143H51V144H52ZM113 143H114V142H113ZM120 143H121V142H120ZM31 144H32V143H31ZM37 144H38V143H37ZM48 144H49V143H48ZM65 144H67V143H65ZM121 144H122V143H121ZM124 144H125V143H124ZM0 145H1V144H0ZM10 145H12V144H10ZM28 145H29V143H28ZM43 145H45V144H43ZM95 145H96V144H95ZM2 146H3V145H2ZM6 146H8V145L6 144ZM29 146H30V145H29ZM38 146H39V145H38ZM70 146H71V145H70ZM111 146H112V145H111ZM111 146H109V147H111ZM113 146H114V145H113ZM119 146H120V144H119ZM17 147H18V146H17ZM21 147H22V146H21ZM24 147H25V146H24ZM24 147H23V148H24ZM39 147H40V146H39ZM43 147H44V146H43ZM67 147H68V146H67ZM71 147H72V146H71ZM83 147H84V146H83ZM18 148H19V147H18ZM59 148H60V146H59ZM112 148H113V147H112ZM119 148H120V147H119ZM9 149H10V148H9ZM19 149H20V148H19ZM21 149H22V148H21ZM25 149H26V148H25ZM27 149H28V146H27ZM41 149H42V148H41ZM44 149H45V147H44ZM46 149H47V148H46ZM50 149H51V148H50ZM61 149H62V148H61ZM64 149H65V148H64ZM123 149H124V148H123ZM0 150H1V149H0ZM4 150H5V149H4ZM22 150H23V149H22ZM36 150H37V149H36ZM47 150H48V149H47ZM47 150H46V151H47ZM53 150H54V149H53ZM65 150H66V149H65ZM108 150H112V149H108ZM115 150H116V149H115ZM117 150H118V149H117ZM121 150H122V149H121ZM121 150H120V154L122 153ZM7 151H8V149H7ZM7 151H6L4 154H7V156H9L10 154L8 155ZM17 151H18V150H17ZM27 151H28V150H27ZM29 151H30V150H29ZM29 151H28V152H29ZM37 151H38V150H37ZM62 151H63V150H62ZM67 151H68V150H67ZM193 151H194V150H193ZM193 151H192V152H193ZM10 152H13V150H11ZM19 152H20V151H19ZM38 152H39V151H38ZM38 152H37V153H38ZM40 152H41V151H40ZM42 152H43V151H42ZM48 152H50V151H48ZM71 152H73V151H71ZM111 152H112V151H111ZM111 152H110V153H111ZM115 152H116V151H115ZM189 152H191V151H189ZM192 152L190 153L191 156H193ZM194 152H195V151H194ZM0 153H1V152H0ZM25 153H26V152H25ZM25 153H24V154H25ZM33 153H34V151H33ZM112 153H114V152H112ZM11 154H13V153H11ZM16 154H17V153H16ZM20 154H21V152H20L18 155H19L20 159H22L21 156H20ZM73 154H74V153H73ZM116 154H118V153H116ZM173 154H174V153H173ZM1 155H2V154H1ZM18 155H17V156H18ZM25 155H26V154H25ZM27 155H28V154H27ZM29 155H31V151H30ZM40 155H41V154H40ZM50 155H51V154H50ZM65 155H66V154H65ZM118 155H119V154H118ZM166 155H167V154H166ZM78 156H79V155H78ZM108 156H109V155H108ZM114 156H115V155H114ZM170 156H171V155H170ZM195 156H196V155H195ZM3 157H4V156H3ZM11 157H12V156H11ZM24 157H25V156H23V158H24ZM29 157L31 158V156H28V158H29ZM37 157H38V155H37ZM43 157H44V156H43ZM47 157H48V155H47ZM51 157H52V156H51ZM51 157H50V158H51ZM85 157H86V156H85ZM112 157H113V156H112ZM120 157H121V156H120ZM8 158H9V157H8ZM12 158H14V157H12ZM25 158H26V157H25ZM32 158H33V157H32ZM32 158H31V160H32ZM53 158H54V156H53ZM87 158H89V157H87ZM95 158H96V156H95ZM95 158H94V161H95ZM105 158H107V157H105ZM116 158H117V156H116ZM167 158H168V157H167ZM4 159H5V158H4ZM16 159H19V158H16ZM34 159H35V158H34ZM36 159H37V158H36ZM43 159H44V158H43ZM65 159H66V158H65ZM96 159H98V161H99V158H98V157H97ZM108 159L113 160V159H111V158H108ZM108 159H107V160H108ZM118 159H119V158H118ZM122 159H123V158H122ZM170 159L172 160V158H170ZM10 160H11V159H10ZM14 160H15V159H14ZM26 160H27V158H26ZM29 160H30V159H29ZM45 160H46V159H45ZM45 160H44V161H45ZM48 160H49V159H48ZM56 160H57V159H56ZM80 160H81V159H80ZM102 160H103V159H102ZM102 160H100V161H102ZM17 161H18V160H17ZM23 161H24V160H23ZM118 161L120 162V159H119ZM118 161H117V160L114 161L115 164H116L115 167L117 166V163H116V162H118ZM172 161H173V160H172ZM174 161H175V159H174ZM174 161H173V162H174ZM14 162H15V161H14ZM40 162H42V161H40ZM56 162H58V161H56ZM66 162L69 164L70 161H69V162L66 161ZM89 162H91V161H89ZM96 162H97V160H96L95 162H93V164L96 163ZM107 162H108V161H107ZM111 162H112V161H111ZM114 162H112L113 165H114ZM139 162H140V161H139ZM167 162L169 163L168 160H167ZM21 163H22V162H21ZM26 163H28V162H26ZM73 163H74V162H73ZM85 163H86V162H85ZM85 163H84V164H85ZM101 163H102V162H101ZM109 163H110V161H109ZM121 163H123V161H122ZM170 163H171V162H170ZM24 164H25V162H24ZM38 164H39V163H38ZM43 164H44V162H43ZM48 164H49V162H48ZM48 164H46V165H48ZM88 164H89V163H88ZM93 164H92V162H91V164H90V165H92L91 167H93ZM98 164H99V163H98ZM98 164H97V165H98ZM102 164H103V163H102ZM125 164H126V163H125ZM1 165L3 166V164H1ZM19 165H20V164H19ZM21 165H22V164H21ZM21 165H20L19 167H21ZM41 165H42V164H41ZM41 165H40L39 167H42ZM60 165H61V163H60ZM64 165H65V164H64ZM82 165H83V164H82ZM82 165H81V166H82ZM90 165H89V166H90ZM97 165H96V166H97ZM105 165H108V164L106 163ZM138 165H139V163L137 164V166H138ZM141 165H142V164L140 163V166H141ZM8 166H9V164H8ZM29 166H30V165H29ZM56 166H57V165H56ZM110 166H112V165H110ZM110 166H109V167H110ZM119 166H120V165H119ZM125 166H126V165H125ZM131 166H132V165H131ZM140 166H138V167H140ZM175 166H176V165H175ZM3 167H4V166H3ZM11 167H12V166H10V168H11ZM13 167H15V166H13ZM23 167H24V166H23ZM23 167H22V168H23ZM25 167H26V165H25ZM31 167H32V166H31ZM36 167H37V166H36ZM36 167H35V168H36ZM75 167H76V166H75ZM77 167H78V166H77ZM79 167H80V166H79ZM79 167H78V169H79ZM91 167H90V169H87V170H90V171H91ZM103 167H104V165H103ZM133 167H135V166H133ZM16 168H17V167H16ZM35 168H34V169H35ZM43 168H44V167H43ZM45 168H46V167H45ZM47 168H48V167H47ZM66 168H67V167H66ZM69 168H71V167H69ZM80 168H82V167H80ZM88 168H89V167H88ZM95 168H96V167H95ZM113 168H114V166H113ZM113 168H112V169H113ZM124 168H125V167H124ZM131 168H132V167H131ZM143 168H144V167H143ZM171 168H172V167H171ZM173 168H174V167H173ZM0 169H1V168H0ZM6 169H7V168H6ZM26 169H27V168H26ZM38 169H40V168H38ZM51 169H52V168H51ZM63 169H64V168H63ZM110 169H111V168H110ZM112 169H111V170H112ZM115 169H116V168H115ZM117 169H119V168H117ZM117 169H116V170H117ZM121 169H122V166H121ZM138 169H139V168H138ZM138 169H137V170H138ZM22 170H23V169H22ZM28 170H29V169H28ZM40 170H41V169H40ZM48 170H49V169H48ZM75 170H77V169H75ZM85 170H86V169H85ZM94 170H97V169H94ZM99 170H100V169H99ZM105 170H106V169H105ZM119 170H120V169H119ZM122 170H123V169H122ZM146 170H147V169H146ZM156 170H157V169H156ZM4 171H5V170H4ZM8 171L10 172L9 168H8ZM11 171H12V170H11ZM33 171H34V170H33ZM43 171H44V170H43ZM45 171H46V170H45ZM45 171H44V173H45ZM113 171H114V170H113ZM117 171H118V170H117ZM134 171L136 172V169H135ZM169 171H170V168H169ZM172 171H174V170H172ZM6 172H7V171H6ZM9 172H8V173H9ZM12 172H13V171H12ZM83 172H84V170H83ZM85 172H86V171H85ZM94 172H95V171H94ZM120 172H121V171H120ZM120 172L118 171V173H120ZM124 172H125V171H124ZM135 172H134V173H135ZM137 172H138V171H137ZM2 173H3V172H2ZM35 173H36V172H35ZM49 173H50V172H49ZM49 173H48V174H49ZM63 173H64V172H63ZM65 173H66V171H65ZM73 173H74V172H73ZM95 173H96V172H95ZM99 173H100V172H99ZM106 173L109 174L110 172H107V171H106ZM115 173H116V171H115ZM179 173H180V172H179ZM6 174H7V173H6ZM6 174H5V175H6ZM11 174H12V176H13V173H11ZM36 174H38V173H36ZM45 174H46V173H45ZM48 174H47V177H49ZM102 174H103V173H102ZM111 174H112V173H111ZM141 174H142V173H141ZM166 174H167V173H166ZM169 174H170V173H168V176H171V174H170V175H169ZM172 174H173V173H172ZM180 174H181V173H180ZM8 175H9V174H8ZM14 175H16V174H14ZM39 175H40V174H39ZM49 175H50V174H49ZM77 175H78V174H77ZM81 175H82V174H81ZM83 175H84V174H83ZM92 175H93V174H92ZM112 175H113V174H112ZM116 175H117V173H116ZM116 175H115V176H116ZM123 175H125V174H123ZM143 175H144V174H143ZM22 176H23V175H22ZM43 176H45V175H43ZM57 176H58V175H57ZM72 176H73V175H72ZM72 176H71V177H72ZM79 176H80V175H79ZM89 176H90V175H89ZM184 176H185V175H184ZM1 177H2V176H1ZM6 177H7V175H6ZM14 177H17V176H14ZM51 177H52V176H51ZM64 177H65V176H64ZM64 177H63V178H64ZM77 177H78V176H77ZM101 177L103 178V176H101ZM101 177H100V178H101ZM104 177H105V176H104ZM119 177H120V175H119ZM128 177H129V176H128ZM138 177H139V176H138ZM173 177H174V176L172 175V178H173ZM9 178H10V177H9ZM12 178H13V177H11L10 179H12ZM19 178H20V177H19ZM21 178H22V177H21ZM38 178H40V177H38ZM98 178H99V177H98ZM113 178H114V177H113ZM120 178H121V177H120ZM120 178H119V179H120ZM123 178H124V177H123ZM123 178H122V179H123ZM140 178H141V176H140ZM7 179H8V178H7ZM17 179H18V177H17ZM31 179H32V178H31ZM43 179H44V178H43ZM55 179H56V178H55ZM59 179H60V177H59ZM70 179H71V178H70ZM70 179H68V180L70 181ZM73 179H74V178H73ZM73 179H72V180H73ZM91 179H92V178H91ZM95 179H96V177H95ZM106 179L108 180V179H109V176H108V178H106ZM129 179H130V178H129ZM169 179H170V178H169ZM190 179H191V177H190ZM192 179H193V178H192ZM192 179H191V180H192ZM12 180H13V179H12ZM15 180H16V179H15ZM20 180H22V179H20ZM29 180H30V179H29ZM36 180H37V179H36ZM52 180H53V179H52ZM52 180H51V181H52ZM88 180H89V179H88ZM110 180H111V179H110ZM126 180H128V179H126ZM166 180H167V179H166ZM6 181H7V180H6ZM8 181H9V180H8ZM10 181H11V180H10ZM17 181H18V180H17ZM25 181H26V180H25ZM25 181H24V182H25ZM46 181H47V180H46ZM51 181H50V182H51ZM74 181H75V180H74ZM74 181H73V182H74ZM95 181H96V180H95ZM105 181H106V180H105ZM112 181H113V180H112ZM116 181H117V180H116ZM122 181H123V180H122ZM128 181H129V180H128ZM131 181H132V180H131ZM172 181H173V179H172ZM174 181H175V178H174ZM34 182H35V181H34ZM39 182H40V180H39ZM42 182H43V181H42ZM48 182H49V180H48ZM50 182H49V183H50ZM53 182H54V180H53ZM65 182H66V181H65ZM65 182H64V183H65ZM83 182H84V181H83ZM101 182H102V180H101ZM110 182H111V181H110ZM110 182H109V183H110ZM125 182H126V181H125ZM170 182H171V181H170ZM170 182H169V183L167 182V183H168L167 185L170 186V185H171ZM190 182H191V181H190ZM14 183H15V182H14ZM18 183H19V182H17V184H18ZM43 183H44V182H43ZM51 183H52V182H51ZM51 183H50V184H51ZM4 184H6V183H4ZM8 184H9V183H8ZM15 184H16V183H15ZM26 184H27V183H26ZM38 184H39V183H38ZM38 184H37V185H38ZM56 184H57V183H56ZM62 184H63V182H62ZM65 184H67V183H65ZM71 184H72V182H71ZM111 184H112V183H111ZM113 184H118V181H117V183L115 182V183H113ZM120 184H121V183H120ZM124 184H125V183H124ZM127 184H128V183H127ZM173 184H174V183H173ZM1 185H2V184H1ZM6 185H7V184H6ZM9 185H10V184H9ZM32 185H33V184H32ZM53 185H55V184H53ZM53 185H52V186H53ZM57 185H58V184H57ZM63 185H64V184H63ZM63 185H62V186H63ZM68 185H69V184H68ZM90 185H91V184H90ZM129 185H130V183H129ZM41 186H42V185H41ZM52 186L50 185V187H52ZM62 186H61V187H62ZM72 186H73V185H72ZM96 186H97V185H96ZM115 186H117V185H115ZM118 186H120V185H118ZM124 186H125V185H124ZM131 186H132V185H131ZM171 186H172V185H171ZM1 187H2V186H1ZM1 187H0V188H1ZM22 187H23V185H22ZM34 187H35V186H34ZM57 187H59V186H57ZM64 187H67V186H63V187H62V190H64V189H63ZM79 187H80V186H79ZM89 187H90V186H89ZM107 187H108V186H107ZM127 187H128V186H127ZM127 187H126V188H127ZM173 187H174V186H173ZM173 187H172V188H173ZM212 187H213V185H212ZM218 187H219V185H218ZM223 187H224V186H222L221 188H223ZM16 188H17V187H16ZM37 188H38V187H37ZM72 188H73V187H72ZM92 188H94V187H92ZM163 188H164V187H163ZM175 188H176V187H175ZM207 188H208V187H207ZM5 189H6V188H5ZM7 189H8V188H7ZM7 189H6V190H7ZM59 189H60V187H59ZM59 189H58V190H59ZM123 189H124V188H123ZM170 189H171V188H170ZM209 189H210V188H209ZM218 189H219V188H218ZM6 190H5V191H6ZM13 190H14V189H13ZM21 190H22V189H21ZM26 190H27V189H26ZM52 190H53V189H52ZM58 190H57V191H58ZM124 190H125V189H124ZM129 190H130V189H129ZM215 190H216V189H215ZM2 191H4V190L2 189ZM32 191H33V190H32ZM43 191H44V190H43ZM94 191H95V190H94ZM115 191H116V190H115ZM131 191H132V190H131ZM135 191H136V190H135ZM168 191H169V190H168ZM170 191H171V190H170ZM217 191H218V190H217ZM221 191H222V190H221ZM14 192H15V191H14ZM38 192H39V191H38ZM64 192H65V190H64ZM68 192H69V191H68ZM71 192H73V190H72ZM96 192H97V191H96ZM133 192H134V191H133ZM166 192H167V191H166ZM214 192H215V191H214ZM235 192H236V191H235ZM16 193H17V192H16ZM18 193H19V192H18ZM18 193H17V194H18ZM52 193H53V192H52ZM59 193H60V192H59ZM81 193H82V192H81ZM92 193H93V192H92ZM130 193H131V192H130ZM130 193H129V194H130ZM135 193H136V192H135ZM169 193H170V195H171V192H169ZM169 193H167V194H169ZM172 193H174V192H172ZM175 193H176V192H175ZM208 193H209V192H208ZM217 193H219V192H217ZM232 193H233V192H232ZM237 193H238V192H237ZM0 194H1V191H0ZM64 194H65V193H64ZM69 194H70V193H68V195H69ZM77 194H78V193H77ZM115 194H116V193H115ZM126 194H127V193H126ZM133 194H134V193H133ZM136 194H137V193H136ZM219 194H220V193H219ZM22 195H23V194H22ZM39 195H40V194H39ZM97 195H98V194H97ZM118 195H120V193H119ZM134 195H135V194H134ZM134 195H133V196H134ZM172 195L174 196V194H172ZM172 195H171V197H172ZM231 195H232V194H231ZM2 196H3V195H2ZM6 196H7V195H6ZM8 196H9V195H8ZM11 196H12V195H11ZM64 196H66V194H65ZM69 196H70V197H69V199H70L72 196H71V195H69ZM126 196H127V195H126ZM167 196H168V195H167ZM216 196H217V195H216ZM232 196H234V198H236L235 195H232ZM236 196H237V195H236ZM4 197H5V196H3V198H4ZM53 197H54V196H53ZM80 197H81V196H80ZM98 197H99V195H98ZM119 197H120V196H119ZM171 197H170V198H171ZM214 197H215V196H214ZM1 198H2V197H1ZM33 198H34V197H33ZM40 198H41V197H40ZM66 198H67V197H66ZM82 198H85V197H82ZM123 198H124V196H123ZM126 198H128V196H127ZM126 198H125V200H126ZM218 198H219V197H218ZM223 198H224V197H223ZM237 198H238V196H237ZM14 199H15V198H14ZM56 199H57V197H56ZM59 199H60V198H59ZM73 199H74V197H73ZM78 199H79V198H78ZM173 199H174V198H173ZM178 199H179V198H178ZM207 199H208V197H207ZM231 199H232V198H231ZM1 200H2V199H1ZM5 200H6V199H5ZM8 200H9V199H8ZM41 200H43V199H41ZM66 200H67V199H66ZM122 200H123V199H122ZM212 200H213V199H212ZM218 200H219V199H218ZM224 200H225V199H224ZM224 200H222V201H224ZM234 200H235V199H234ZM11 201H12V200H11ZM11 201H10V202H11ZM13 201H14V200H13ZM15 201H16V200H15ZM39 201H40V200H39ZM60 201H61V200H60ZM63 201H64V200H63ZM74 201H75V202H78L76 199H74ZM80 201H82V199H80ZM88 201H89V200H88ZM99 201H100V198H99ZM102 201H103V200H102ZM5 202H6V201H5ZM51 202H52V201H51ZM68 202H69V201H68ZM84 202H85V200H84ZM92 202H93V201H92ZM96 202H97V200H96ZM104 202H105V201H104ZM107 202H109V201H107ZM127 202H129V201L127 200ZM130 202H131V201H130ZM205 202H206V201H205ZM205 202H204V203H205ZM0 203H1V202H0ZM3 203H4V202H3ZM17 203H18V202H17ZM24 203H25V202H24ZM56 203H57V202H56ZM66 203H67V202H66ZM70 203H71V201H70L68 204H70ZM72 203H73V202H72ZM120 203H121V202H120ZM220 203H221V202H220ZM47 204H48V203H47ZM88 204H89V203H88ZM94 204H95V203H94ZM97 204H98V203H97ZM100 204H101V203H100ZM102 204H103V203H102ZM123 204H124V203H123ZM11 205H12V204H11ZM13 205H14V204H13ZM33 205H34V204H33ZM50 205H51V204H50ZM57 205L60 206V209H63V208H64V206H63L64 203L61 204L63 207H62L60 204H57ZM71 205H72V204H71ZM77 205H78V204H77ZM83 205H84V204H83ZM125 205H126V204H125ZM128 205H129V203H128ZM25 206H26V205H25ZM53 206H55V205L53 204ZM73 206H74V203H73ZM131 206H132V205L130 204V207H131ZM203 206H204V205H203ZM3 207H5L4 204H3ZM3 207H1V208L3 209ZM19 207H20V206H19ZM61 207H62V208H61ZM68 207H69V206H68ZM68 207H67V210L69 209ZM81 207H82V206H81ZM106 207H107V206H106ZM106 207H105V208H106ZM212 207H213V206H212ZM231 207H232V206H231ZM7 208H8V207H7ZM56 208H57V207H56ZM91 208H92V207H91ZM93 208H94V207H93ZM4 209H5V208H4ZM4 209H3V213H4ZM30 209H31V208H30ZM72 209H73V208H72ZM211 209H212V208H211ZM15 210H16V209H15ZM19 210H20V209H19ZM64 210L66 211V209H64ZM95 210H96V209H95ZM99 210H100V209H99ZM129 210H130V209H129ZM33 211H34V210H33ZM54 211H55V210H54ZM61 211H62V210H61ZM73 211H75V210H73ZM77 211H78V209H77ZM62 212H64V211H62ZM84 212H85V211H84ZM227 212H228V210H227ZM11 213H12V212H11ZM11 213H10V214H11ZM20 213H21V212H20ZM50 213H51V212H50ZM74 213H75V212H74ZM74 213H72V214L74 215ZM80 213H81V212H80ZM196 213H197V212H196ZM7 214H8V213H7ZM10 214H9V215H10ZM69 214H70V213H69ZM86 214H87V213H86ZM96 214H97V213H96ZM103 214H104V213H103ZM3 215H4V214H3ZM24 215H25V214H24ZM75 215H76V214H75ZM200 215H201V214H200ZM222 215H223V214H222ZM12 216H14V215L12 214ZM65 216H66V213H65ZM65 216H64V218H65ZM104 216H105V214H104ZM202 216H203V215H202ZM224 216H225V215H224ZM226 216H227V215H226ZM3 217H4V216H3ZM69 217H70L69 219L72 220V219H71V215H70ZM1 218H2V217H1ZM66 218H67V216H66ZM75 218H76V216H75ZM105 218H106V216H105ZM196 218H197V217H196ZM222 218H223V217H222ZM228 218H229V217H228ZM9 219H10V218H9ZM97 219H98V218H97ZM101 219H102V218H101ZM10 220H11V219H10ZM22 220H23V219H22ZM91 220H92V219H91ZM215 220H216V219H215ZM223 220H224V219H223ZM229 220H230V219H229ZM54 221H55V220H54ZM64 221H65V220H64ZM95 221H96V220H95ZM73 222H74V221H73ZM195 222H196V221H195ZM59 223H60V222H59ZM216 223H217V222H216ZM19 224H20V223H19ZM43 224H44V223H43ZM48 224H50V223L48 222ZM64 224H65V223H64ZM71 224H72V223H71ZM192 224H193V223H192ZM12 225H13V224H12ZM22 225H23V224H22ZM22 225H21V226H22ZM73 225H74V224H73ZM75 225H76V224H75ZM213 225H214V224H213ZM26 226H27V224H26ZM49 226H54V225H53V222H52V225H49ZM186 226H187V225H186ZM1 227H2V226H1ZM22 227H23V226H22ZM41 227H42V226H41ZM54 227H55V226H54ZM223 227H224V226H223ZM2 228H3V227H2ZM16 228H17V227H16ZM49 228H50V227H49ZM52 228H53V227H52ZM76 228H77V227H76ZM129 228H130V227H129ZM191 228H192V226H191ZM194 228H195V227H194ZM229 228H230V227H229ZM231 228H232V227H231ZM7 229H8V228H7ZM43 229H44V228H43ZM47 229H48V228H47ZM61 229H62V228H61ZM126 229H127V228H126ZM126 229L124 228V230H126ZM186 229H187V228H186ZM188 229H189V228H188ZM39 230H40V229H39ZM59 230H60V229H59ZM76 230H77V229H76ZM76 230H74V231H76ZM86 230H87V228H86ZM86 230H85V231H86ZM192 230H193V229H192ZM200 230H201V229H200ZM234 230H235V228H234ZM12 231H13V229H12ZM22 231H23V230H22ZM44 231H45V230H44ZM54 231H55V230H54ZM56 231H57V230H56ZM62 231H63V230H62ZM79 231H80V230H79ZM128 231H129V230H128ZM189 231H190V230H189ZM189 231H187V232H189ZM201 231H202V230H201ZM229 231H230V230H229ZM29 232H30V231H29ZM77 232H78V231H77ZM125 232H126V231H125ZM230 232H231V231H230ZM9 233H10V232H9ZM63 233H64V231H63ZM202 233H203V232H202ZM202 233H201V234H202ZM54 234L56 235V234H58V233H57V232H54ZM60 234H61V233H60ZM76 234H78V233H76ZM107 234H109V233H107ZM110 234H111V233H110ZM127 234H128V233H127ZM12 235H13V234H12ZM79 235H81V234L79 233ZM124 235H125V233H124ZM186 235H187V234H186ZM186 235H185V236H186ZM58 236H59V235H58ZM105 236H106V235H105ZM125 236H127V235H125ZM180 236H181V235H180ZM203 236H204V235H203ZM203 236H202V237H203ZM10 237H12V236H10ZM18 237H19V236H18ZM22 237H23V235H22ZM35 237H36V236H35ZM114 237H115V235H114ZM121 237H122V236H121ZM121 237H120V238H121ZM190 237H191V235H190ZM45 238H46V237H45ZM62 238H63V236H62ZM64 238H65V237H64ZM82 238H83V237L81 236V241H82ZM109 238H110V237H109ZM118 238H119V237H118ZM182 238H183V237H182ZM192 238H193V235H192ZM195 238H196V236H195ZM21 239H22V238H21ZM38 239H39V238H38ZM66 239H67V238H66ZM201 239H202V238H201ZM12 240H13V239H12ZM17 240H18V239H17ZM58 240H59V239H58ZM85 240L87 241V238H86ZM183 240H184V239H183ZM24 241H25V240H24ZM37 241H38V240H37ZM46 241H47V240H46ZM86 241H84V242H86ZM180 241H181V240H180ZM180 241H179V242H180ZM12 242H13V241H12ZM61 242H62V241H61ZM82 242H83V241H82ZM82 242H80V243H82ZM107 242H108V241H107ZM107 242H106V243H107ZM194 242H195V241H194ZM13 243H14V242H13ZM16 243H17V242H16ZM27 243H28V242H27ZM44 243H45V242H44ZM14 244H15V243H14ZM60 244H61V243H60ZM190 244H191V243H190ZM201 244H202V243H201ZM47 245H48V244H47ZM156 245H157V244H156ZM156 245H155V246H156ZM49 246H50V245H49ZM153 246H154V244H153ZM192 246H193V245H192ZM39 247H40V246H39ZM43 247H44V246H43ZM53 247H54V246H53ZM61 247H62V245H61ZM61 247H60V248H61ZM33 248H34V247H33ZM154 248H155V247H154ZM7 249H8V248H7ZM53 249H54V248H53ZM87 249H88V248H87ZM60 250H62V249H60ZM88 250H89V249H88ZM57 251H59V250H57ZM45 252H46V251H45ZM45 252H44V253H45ZM52 252H53V251H52ZM88 252H89V251H88ZM32 253H33V252H32ZM36 253H37V252H36ZM41 253H42V252H41ZM44 253H42V254H44ZM53 253H54V252H53ZM58 253H59V252H58ZM54 254H55V253H54ZM56 254H57V253H56ZM87 254H89V253H87ZM1 255H2V254H1V252H0V256H1ZM10 255H11V254H10ZM20 255H21V254H20ZM20 255H19V256H20ZM23 255H24V254H23ZM38 255H39V254H38ZM47 255H48V254H47ZM57 255H58V254H57ZM60 255H61V254H60ZM141 255H142V254H141ZM2 256H3V255H2ZM4 256H5V255H4ZM40 256H42V255H40ZM49 256L51 257V255H49ZM63 256H64V255H63ZM68 256H71V255H68ZM68 256H67V257H68ZM5 257H6V256H5ZM35 257H36V256H35ZM46 257H47V256H46ZM54 257H55V256H54ZM140 257H141V256H140ZM23 258H24V256H23ZM55 258H56V257H55ZM71 258H72V257H71ZM68 259H69V258H68ZM135 259H137V257H135ZM48 260H49V259H48ZM63 260H64V259H63ZM142 260H143V258H142ZM55 261H56V260H55ZM55 261H54V262H55ZM69 262H70V261H69ZM134 262H135V261H134ZM3 263H4V262H3ZM17 263H19V262H17ZM32 263H33V262H32ZM65 263H66V262H65ZM128 263H129V262H128ZM4 264H5V263H4ZM20 264H21V263H20ZM67 264H68V263H67Z\"/></svg>",
	"mask_w": 264,
	"mask_h": 264
}]
</instances>
